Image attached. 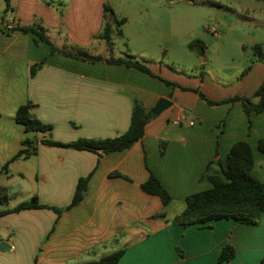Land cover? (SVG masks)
<instances>
[{
    "label": "crops",
    "instance_id": "1",
    "mask_svg": "<svg viewBox=\"0 0 264 264\" xmlns=\"http://www.w3.org/2000/svg\"><path fill=\"white\" fill-rule=\"evenodd\" d=\"M3 1L0 211L13 209L34 196L44 205L67 207L80 179L92 176L84 200L60 217L44 208L0 217V264H90L122 250L125 253L117 264H226L219 262V255L228 243L236 249L230 264H261L264 214L259 225L231 219L213 222L211 227L181 228L172 222L186 208L189 195L211 187L208 181L201 180L208 165L212 163L219 171L235 143H250L254 168L257 161H264L258 149L259 141L264 139V112L250 119L241 101L226 102L236 96L253 99L264 81V66H259L252 50L256 39L240 41L242 57L253 52L255 60H251L253 66L246 74L241 73L244 63H239L235 76H206L204 70L210 66L214 41L209 36L204 37L209 45L205 42L207 49L202 56L189 49L195 41L192 37L175 46V50L182 51L186 47L196 56L199 76H173L163 60L143 59L156 76L178 86L167 85L158 77L105 61L111 56L132 55L128 50L118 56L114 50L113 37L123 38V30L121 35L117 28L113 29L112 53L101 38L108 0H10L8 12ZM236 1V9H242L241 2L245 0ZM7 14L13 23L4 21ZM252 22L249 18L242 25ZM32 25L43 26L58 48H80L103 60L88 63L53 54L46 43L36 45L33 35L14 30ZM234 28L220 25L208 27L207 31L219 37L218 30ZM8 29L12 32L5 31ZM254 29L259 31L256 26ZM141 40L152 43L145 36ZM225 49L226 43L219 52ZM220 53L215 60L226 72L229 67L224 64L228 61L224 57L223 64ZM169 59L178 62L171 52ZM42 62V67L31 75V68ZM191 90H199L210 101L224 103L209 105ZM161 98L169 99L173 105L149 122L141 141L122 153L100 157L93 152L42 143L47 139L71 143L81 138L119 137L129 129L134 101L153 109ZM28 101L36 105L33 113L52 126L50 131L26 133L16 121L17 110ZM26 138L36 142L37 154L15 159ZM148 169L171 195L165 207L158 197L142 190L149 178ZM114 172L129 179L111 177Z\"/></svg>",
    "mask_w": 264,
    "mask_h": 264
},
{
    "label": "trees",
    "instance_id": "2",
    "mask_svg": "<svg viewBox=\"0 0 264 264\" xmlns=\"http://www.w3.org/2000/svg\"><path fill=\"white\" fill-rule=\"evenodd\" d=\"M6 12L10 7V0H5ZM104 27L101 38L106 42L109 50L113 51L112 34L113 29L117 28L119 34L122 35L121 27L127 22L125 18H118L113 8L109 4L104 5ZM14 30L20 31L24 34H31L34 37V43L39 45L41 42L46 43L51 47V52L61 53L66 57L80 60L88 63H95L102 61L100 56H91L83 49H75L74 51L67 48H58L55 46L46 33V29L41 25L19 26ZM189 49L202 56L207 45L202 40H195L189 44ZM246 49V47H244ZM254 55L258 61L264 60V50L260 44L252 47ZM108 64L121 65L127 68L136 69L153 77L156 76L148 65L138 60L133 55L115 58L113 56L105 59ZM44 62L36 64L31 68V75H35L37 70L42 67ZM163 80L162 78L158 77ZM167 85L176 84L163 80ZM200 95L209 105H218L224 102H213L206 98V96L199 90H191ZM253 99H256L255 102ZM253 99L236 96L226 102L241 101L243 109L248 117L251 119L252 115H259L264 112V81L258 90L255 92ZM225 102V103H226ZM36 107L32 101H28L22 105L16 113V121L25 127L26 133L48 132L52 129L51 125L43 123L34 113L33 109ZM156 118L152 113V109H147L139 101H134L133 111L131 116V123L127 132L116 138L108 139H88L81 138L71 143H62L52 139L43 140L42 143L48 146L71 148L78 151H88L98 154L100 157L109 154H118L131 149L137 142L141 141L145 135V130L150 121ZM23 150L19 152L15 159L21 156L29 157L37 154V145L34 140L26 138L22 142ZM258 149L264 154V139L258 143ZM165 147L162 145L161 152L164 153ZM255 166V159L250 143L246 141H239L235 143L229 151L226 158V163L221 166L219 171H215L213 164H209L207 172L203 175L201 180L208 181L211 187L207 190L200 191L189 195L186 198V208L183 212L176 215L172 222L181 228L189 227H211V223L220 220H235L241 224L259 225L262 215L264 214V182L258 180L252 175V170ZM148 180L142 185V190L152 196L158 197L162 205L167 206L172 198L168 190L163 186L157 176L150 170ZM92 174L80 179L72 203L64 208H56L40 203L39 198L34 196L30 200L18 204L13 209L0 211V217L11 213H20L25 210L33 209H50L60 215L78 205L84 200L87 192V187ZM111 177H123L129 179L127 176L118 172L110 174ZM164 217V214H161ZM125 251H119L115 254L104 257L98 262L90 264H117L123 257ZM236 256V249L231 244L225 245L219 255V262L230 264L232 259ZM261 264H264V259Z\"/></svg>",
    "mask_w": 264,
    "mask_h": 264
},
{
    "label": "rangeland",
    "instance_id": "3",
    "mask_svg": "<svg viewBox=\"0 0 264 264\" xmlns=\"http://www.w3.org/2000/svg\"><path fill=\"white\" fill-rule=\"evenodd\" d=\"M0 0V10L3 6ZM118 18H125L127 22L122 26L124 37H113L115 52L118 56L130 50L138 60L161 59L168 65L169 73L173 76H199L196 63L197 58L186 47L184 51L175 50L177 44L184 43L189 37L204 40L205 36L214 38L210 48V66L206 68V76L220 78L222 76H235L236 67L244 63L241 73H248V67L253 66V52H247L242 57L239 46L240 41L249 42L256 39L264 50V0H245L241 2L242 9H236V0H108ZM221 5L231 7L226 9ZM230 5H234L233 7ZM246 9L249 11L248 14ZM236 11V12H233ZM251 19L252 23L243 26L242 22ZM227 25L235 27L229 31L218 30L219 37H215L207 31L208 27H220ZM258 27L256 32L254 27ZM209 34V35H208ZM223 35H226L223 37ZM145 36L152 41L151 45L144 44L141 37ZM191 39V38H190ZM125 43L128 44L126 47ZM226 43V49L219 52L221 46ZM209 45V44H208ZM172 53L174 63L169 59ZM100 53V50L98 51ZM183 53V55H182ZM220 53V59L228 61L229 70L223 72L219 69L215 55ZM182 55V56H181ZM124 56V55H123ZM147 57V58H145ZM255 60V59H254ZM174 63V64H173ZM259 66H264V60L258 61ZM252 175L260 181H264V161H257Z\"/></svg>",
    "mask_w": 264,
    "mask_h": 264
},
{
    "label": "water",
    "instance_id": "4",
    "mask_svg": "<svg viewBox=\"0 0 264 264\" xmlns=\"http://www.w3.org/2000/svg\"><path fill=\"white\" fill-rule=\"evenodd\" d=\"M12 32L11 29L5 30ZM173 105V102L166 98H161L156 106L152 109V113L156 116H160L164 111L168 110ZM36 144V142H35ZM9 247V246H8ZM0 249H3L0 247Z\"/></svg>",
    "mask_w": 264,
    "mask_h": 264
},
{
    "label": "built area",
    "instance_id": "5",
    "mask_svg": "<svg viewBox=\"0 0 264 264\" xmlns=\"http://www.w3.org/2000/svg\"><path fill=\"white\" fill-rule=\"evenodd\" d=\"M4 21H5L6 23L10 24V23H13V18L10 17L9 14H7V17L5 18ZM212 32H213V34L217 35V30H216V28H213V29H212ZM177 123H179V122H177ZM193 124H194V123L191 122V125H193Z\"/></svg>",
    "mask_w": 264,
    "mask_h": 264
}]
</instances>
